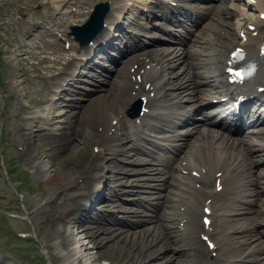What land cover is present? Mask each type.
<instances>
[{
  "label": "bare ground",
  "instance_id": "obj_1",
  "mask_svg": "<svg viewBox=\"0 0 264 264\" xmlns=\"http://www.w3.org/2000/svg\"><path fill=\"white\" fill-rule=\"evenodd\" d=\"M61 1L63 0H46L45 4L50 11L56 3ZM64 1L68 9L58 12L56 22L53 21L57 28L64 26L61 21L63 15H67L70 19L85 16L90 12L87 8L91 5V0ZM110 1L111 11L105 20L107 27L103 28L92 45L82 51L84 57L76 56L68 60L70 65L81 64L83 69L62 67V71L48 82L49 93L47 92L45 96L40 94L41 98L38 99L40 104L37 109L33 99L27 96L25 110L18 114L24 120L23 128L13 132L14 138L36 150V146L40 148L45 146L46 137H49V143L46 145H52L51 149L46 148L41 152L44 157L50 158L49 151H53V161L56 164L50 165L48 169L39 153L32 155L27 150L30 155L28 159H31L28 163L33 173L43 183L52 185L46 189L45 196L39 198L38 206L32 212L35 222L39 221L38 225L41 229L38 233L47 248L51 264L55 259H58L60 264H85V254L81 246L77 245L79 243L77 236L81 229L86 231L87 236L90 237V243L96 248L105 251L114 248L117 254L110 258V262L116 261L119 264H264V240H262L264 231L260 229V226L264 224V216L258 217V212L254 210V206L258 204V198L261 199L264 195V185L260 180L261 175L264 176V169L260 172L261 174L256 175L255 168V164L264 161V113H257L261 109L260 106H257V102L251 101L245 105L240 118L224 113L222 120L216 118L222 112L212 109L211 113H214L212 117H205L186 130H178L180 125H186L189 122L193 112L200 108L201 101L221 96L223 92L221 88L226 86L225 62L238 44L245 47L246 59L250 58L258 65L254 77L255 91L252 90V85H249V90L257 97H264V91H257L259 86H264V60H261L258 55V48L264 40V20L259 17V14L264 11V0H257L255 6L253 5L258 11L256 16L244 13L241 9L236 11L237 15L243 16L244 22L239 28L246 32V42L242 41V36L235 37L234 29H230L234 23L229 18L234 15V11L230 10L226 1L217 6L213 4L214 15L208 23L209 29L204 33L205 44L199 45L196 56L201 55L193 61V64L200 65L202 70L190 71L186 63L181 61L182 66L179 69L183 67L187 71L181 73L171 69L174 67L172 60L170 56L165 57L171 49L169 51L161 48L145 49V46L138 42L137 38L142 34L141 30L145 31L144 28L147 26L144 20L146 17H142L145 22L142 25L139 21L140 16L136 18L129 15L128 27H133L132 33L130 35L127 31L124 32L125 39L118 38L116 40L118 44H115L112 30L118 26V16L122 19L125 12H128V4L131 0ZM138 1L143 6H151L150 12L154 10V6H159L161 16L167 21H170L171 15H175L176 12L189 13L188 10H183L182 5L191 6L180 3L179 7L171 8L170 0H153L154 3L150 6L148 0ZM134 5L135 3L132 6ZM193 8V13L200 12L197 7ZM208 13L209 11L207 15ZM133 22L140 27L132 26ZM248 23L256 26L255 30L259 31L256 36L251 35L252 31L248 29ZM39 30L40 34H45L47 31L54 32L45 27ZM222 30H224L223 34ZM113 35L116 34L113 33ZM199 40L192 37L186 40L177 39V46L171 50L170 55L175 49L179 51L178 56L182 55L187 51L185 45L189 41L196 43ZM132 41H137L136 49H143V51L134 54L132 52L134 48L132 50L128 48ZM120 43H124L126 49L116 61L114 68L117 74L109 70L108 74L113 78L105 79V84H102L103 70L108 69L101 60L94 61L93 51L97 45H104L102 50L106 52V48H111L110 46L118 48ZM36 47L42 49L40 44ZM76 48H78L77 44L73 43L67 52ZM51 53L55 55L53 58L44 56L41 58L42 61L52 59L55 63H61L62 58L68 56L60 54L54 48ZM84 60L87 61L84 62ZM129 61H132L130 65H128ZM139 62L141 63L136 73H139L144 66L140 77L150 83V88H146L145 83H141L137 94H133L132 90L135 89L137 82L135 83L133 77L128 74L135 72H131V68L134 63ZM148 64L149 67H147ZM157 66L160 68L158 69ZM191 67H193L192 64ZM50 69L55 70L56 67L51 66ZM84 80L90 84L89 89L93 90L92 93L85 92L84 88L77 92V88L80 87L78 83ZM66 81L69 82L66 83ZM71 82H73L72 87L66 88L65 85ZM15 84L16 87L19 86ZM168 88L171 91H168ZM18 89L20 91V88ZM152 91H155V96L149 99L152 115L151 113V116L148 115L156 118L152 122L139 125L127 117L118 116V113L124 112L133 99L140 95H149ZM181 95L186 96L185 99L196 102L182 104ZM89 100L95 103L88 113L86 108ZM222 104L225 105L226 102ZM251 115L258 118L257 127L247 130L245 137H234L229 132H224L230 127H226L225 120L240 119L242 127H248L249 119L246 120V118ZM81 118L83 122L82 120L80 122ZM114 119H118L116 126L117 129L122 127L124 137L117 136L115 132L109 133L115 126L112 123ZM57 124L61 126H56ZM101 126L103 128L100 131ZM124 139L130 140L127 147H121L118 143V141L124 143ZM163 139L173 142L182 140V143L178 146L176 143L163 142ZM90 142H92L91 146L99 145L100 149L97 153H94ZM147 144L163 151L176 147L183 159L179 165H177L179 158L173 156L165 161L159 159L161 163H157L161 165L160 167L143 166L152 162L143 154L148 153L156 157L159 153ZM74 148L75 154L72 159L68 162L59 161L61 156ZM106 152L114 155L111 162L113 165L105 163ZM254 152L257 153L254 154ZM121 154L126 155V158L119 157ZM134 154L137 156L134 157ZM120 159L129 164L119 162ZM173 160L174 162L171 163ZM184 160H188L185 166L182 165ZM181 169H189L190 174H176V171ZM192 169L202 171L204 175L198 178L192 175ZM203 169H206V173ZM150 170L165 172L169 176H163L162 173L151 176L141 175L149 174ZM108 171L111 172L110 175L107 174ZM218 179L225 185L223 190L226 189V193L223 195L216 189ZM198 182H201L200 187H197ZM104 184L110 187L108 194L103 192ZM134 185H141L144 188L135 189ZM167 189V193L152 197L150 194L140 195L135 200V204L142 209L127 207L121 202L123 193L145 191L156 194L158 191ZM102 192L109 202L98 211L107 209L110 211L108 214L101 215L96 213L97 207L92 210L91 208ZM254 196L258 198H251ZM207 198H211L210 205L213 209L212 217H214L212 223L217 226V231L210 232L217 246L214 250H218L219 254L222 252L221 258L216 262L211 256L214 250L210 249L201 237V234L206 232L204 223L200 219L204 215L203 209ZM182 206L184 209L180 210ZM83 211L94 213V215L84 220ZM231 214L242 216L236 218L231 217ZM244 214L250 219L247 224L240 220L243 219ZM86 222L94 224L86 228ZM181 223L184 228L180 226ZM169 231L177 236L180 242L184 241L182 245H186L185 250L180 247L175 250L185 252L187 258L180 259L178 254L171 253L170 258H164V253L174 249V246L170 245V238H166L170 236ZM258 240V244L252 245ZM100 260L99 257L93 259L96 263ZM0 264H5L2 256H0Z\"/></svg>",
  "mask_w": 264,
  "mask_h": 264
},
{
  "label": "rangeland",
  "instance_id": "obj_2",
  "mask_svg": "<svg viewBox=\"0 0 264 264\" xmlns=\"http://www.w3.org/2000/svg\"><path fill=\"white\" fill-rule=\"evenodd\" d=\"M45 1L46 0H0V135L3 133L4 137L3 139L0 138V256L5 259V264H51V259L47 254V248H45L39 236L41 229V227H39L38 225L39 221L36 220L37 224L34 223V219L30 214V211H33L37 208L39 198L44 197L46 189L52 187V185L43 183L36 176V174H33V169L30 168V165L28 163L31 160L28 159V157L30 158L29 153L32 155L38 154V151L42 152L43 149H46L49 146L46 145L49 143V137L45 138V146L43 148H40V146H36V150L34 149V147H29L28 153L25 152L26 150L19 149V146H22L19 144V140L14 138L13 135V132L18 130L19 126H21V123L23 122V119L17 114H21L25 110V102L27 100V96L33 99L36 105V109L38 108L37 106L40 103H38V100L35 99L41 97L40 94L45 96V93L47 91V80L51 77V72L47 71L45 66L49 68L51 66H55L56 69L54 71H59L57 67H60L58 63L52 61H48L44 64H39L38 58L43 56V54H38L36 51H39L40 49L34 48H37L36 45L41 43L43 46L47 47L46 51L51 52L52 48H54L58 50L60 54L63 52L62 49H59L62 46L57 43L58 41L62 44L64 43V40L61 39V36L59 37V40L56 35H46L45 37L39 36L41 34H38V28L40 26L47 27L49 25L52 26V28H55V26L52 25L51 17L52 19L56 20L58 12L63 9H68V5H66L65 1L63 0L60 3H56L48 13V8L45 4ZM91 1V8H93V6L97 2L102 0ZM225 1L227 0L216 1V6L221 5ZM174 2L177 3L176 1ZM135 3L138 2L135 1ZM215 3L209 0L203 2L204 5H207L209 7H211ZM227 4L231 7L232 10H234L236 7H240L245 8V10H248V12L250 13H254V11L250 10V8L244 4L243 0H228ZM139 6H141L142 9L143 5L139 4ZM145 10L147 11V9ZM210 11L212 19L214 15V9L211 8ZM48 14L50 15V17H47ZM156 15L158 17H151V19L149 20L150 24L148 25H150V29L148 31L155 32L156 34H161L162 32L160 30H157V28H155L154 26L157 25V23H159L161 20L164 21V18L160 17L161 15L159 13ZM64 16L65 15L61 17V21ZM207 16L208 15L206 14L204 18ZM181 17L185 20H188V18L184 15H181ZM65 20V26L67 29L66 34H69V22L67 21V19ZM28 21H31L35 25L29 23ZM142 21L143 20L141 19L140 22ZM145 21L149 23V21ZM232 21L238 25L243 21V19L241 16L234 15L232 17ZM124 28H127L125 24ZM193 31L194 27H191L190 33H187V39L189 37H195L193 35ZM65 36L67 37V35H64L62 37ZM142 37L143 39L141 40V42L148 40L144 35ZM69 38L73 40L70 36ZM168 39L173 40L172 38ZM53 40L57 41H55L54 44L50 45H47L45 42H52ZM202 41L203 40H201V42ZM159 42V45H156L157 48H164L169 46V49L170 45H173V47L176 46V41H173L172 43L171 41ZM193 42L194 41H189L187 43V45L185 46L187 51H185L182 55L178 56L179 51H175L170 55L174 56L175 65L173 70L178 71L179 67L182 66V64L180 63L181 61H184L186 64L191 63V50L195 52L199 46L194 45ZM170 49L172 50L173 48L171 47ZM170 52L168 53L170 54ZM51 55L52 54H49V56ZM165 57H169V55H165ZM104 62H106V60ZM109 63L111 65H114L110 61ZM37 73L48 78L43 79ZM102 79L103 80L101 82H104L105 77H102ZM15 83L19 84V86L16 87ZM82 83L84 87L89 86L85 81H83ZM18 88H20L21 90L19 91ZM77 95L80 96L81 94ZM97 100H99L98 97ZM94 103L95 102H89V105L86 108L88 113L92 110V106L94 105ZM195 115L203 114L202 112H197ZM128 118L134 120L131 117ZM81 120L83 122L82 118L80 119V122ZM56 126L60 127L61 124H57ZM85 142H88V140H85ZM27 145L28 144H26V146ZM91 145L92 142H90V146ZM94 146L95 145L91 147L94 148ZM94 150H96V148ZM52 152L53 151H49L50 158H46L43 154L41 155L39 153L43 158L42 160L47 165L46 169H48L50 165L56 164L53 161L54 157ZM74 154L75 148L71 151H68L65 155L61 156L59 161L61 160L68 162L73 158ZM111 156L112 154H105V157L107 158L105 160V163L112 164L111 158H109ZM134 156L136 157L137 155L134 154ZM119 157L123 159L126 158L125 155H120ZM263 168L264 163L256 166V169L259 170V172H261ZM7 169L10 170L11 177L14 180L17 178L16 182H10L7 174ZM50 171L52 172V169H50ZM107 174L110 175L111 172L108 171ZM141 175L148 176V174L146 173ZM22 178L26 181V183L19 187L20 180ZM260 180L262 181V185H264V178L260 177ZM135 187V189H142V187L139 185ZM225 193L226 191L221 192L222 195ZM126 194L127 193L122 194V200H129L126 198L130 196L133 197L148 194L153 195L150 192L140 191H136V193L133 195ZM251 198L258 197L254 196ZM124 205L127 207H134L135 209L141 208L138 207V205L135 203H128V201H125ZM28 207H30V209H27ZM254 210L256 213L258 212V215L256 214L258 217L264 216V195H262L261 199L258 198V204L254 206ZM108 212L106 210H103L102 212H100V214H108ZM11 213H17L20 217H12L10 216ZM241 216L242 215L240 214H231V217L239 218ZM246 216L247 215L244 214L243 219H240L243 220V223L246 222L245 224H247V222L250 220ZM24 217L26 219H23ZM86 224L88 227H90L93 226L94 223L87 222ZM260 229L261 231H264V224L260 226ZM20 231H26L30 235L28 237H24L23 239L18 238V233ZM86 235V231L81 229L77 236L79 239V243L77 245L81 246L80 248L85 254V264H119L116 261L110 262V258L115 257V255L117 254L114 248H110L106 251L102 249L100 250L96 248L92 243H90V237ZM171 239L175 238L171 237ZM262 240H264V237ZM258 243L259 240L256 243H252V245H256ZM180 244L181 242L176 243L175 240L172 241L173 246L179 247ZM170 253L175 254L173 248L170 249V252L164 253V258H170ZM183 254L185 253H179L177 255L178 258H187V255ZM95 257H99L101 258V260L96 263L94 262L95 260L93 261ZM52 264H60V261L58 259H55L52 261Z\"/></svg>",
  "mask_w": 264,
  "mask_h": 264
},
{
  "label": "water",
  "instance_id": "obj_3",
  "mask_svg": "<svg viewBox=\"0 0 264 264\" xmlns=\"http://www.w3.org/2000/svg\"><path fill=\"white\" fill-rule=\"evenodd\" d=\"M101 25V18L99 17V15L96 17V18H93L92 19V21H89V23H88V30L90 31H92V33H95L96 32V30H98L99 29V26ZM87 26V25H86ZM92 33H91V35H92ZM85 39L86 38H84V37H82L81 38V40L82 41H85Z\"/></svg>",
  "mask_w": 264,
  "mask_h": 264
}]
</instances>
